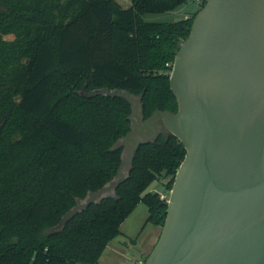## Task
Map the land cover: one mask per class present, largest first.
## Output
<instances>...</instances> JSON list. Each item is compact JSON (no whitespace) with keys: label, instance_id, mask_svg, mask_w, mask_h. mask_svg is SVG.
I'll use <instances>...</instances> for the list:
<instances>
[{"label":"trees","instance_id":"trees-1","mask_svg":"<svg viewBox=\"0 0 264 264\" xmlns=\"http://www.w3.org/2000/svg\"><path fill=\"white\" fill-rule=\"evenodd\" d=\"M129 1L0 0V264H97L139 201L146 221L163 225L167 201L146 189L164 176L168 191L185 155L169 131L140 142L114 195L54 229L78 200L116 177L131 127L125 97H85L83 85L127 90L142 118L177 109L166 63L197 11L149 21L145 13L189 0Z\"/></svg>","mask_w":264,"mask_h":264},{"label":"water","instance_id":"water-1","mask_svg":"<svg viewBox=\"0 0 264 264\" xmlns=\"http://www.w3.org/2000/svg\"><path fill=\"white\" fill-rule=\"evenodd\" d=\"M202 1L169 74L176 111L155 108L140 122L127 90L83 85L85 97H125L128 117L140 127L131 124L126 136L133 144L116 177L78 200L54 229L90 202L114 195L127 173L123 165L140 142L156 136L152 120L160 116L185 155L143 264H264V0Z\"/></svg>","mask_w":264,"mask_h":264},{"label":"crops","instance_id":"crops-1","mask_svg":"<svg viewBox=\"0 0 264 264\" xmlns=\"http://www.w3.org/2000/svg\"><path fill=\"white\" fill-rule=\"evenodd\" d=\"M147 215L146 204L139 201L121 222V232L108 241L97 264H140L161 230V226L146 221Z\"/></svg>","mask_w":264,"mask_h":264},{"label":"rangeland","instance_id":"rangeland-1","mask_svg":"<svg viewBox=\"0 0 264 264\" xmlns=\"http://www.w3.org/2000/svg\"><path fill=\"white\" fill-rule=\"evenodd\" d=\"M122 6H128L130 1L129 0H117ZM201 7V1L200 0H189L175 9L164 11V12H148L143 15L145 20L149 21H172V20H178L183 17L192 15L195 11H197ZM6 38H12L11 34L5 35ZM83 87V86H82ZM82 89V88H81ZM80 89V92H81ZM135 98V97H134ZM156 122L161 125L162 130L164 133H168V130L164 127L161 117L157 116ZM121 143L124 146V152L123 157L128 158L129 155V148L133 144V140L128 138L127 136L121 139ZM129 167L128 163H125L122 167V172L126 173L127 169ZM167 180V177L159 176L157 179L152 181L150 185L147 187L146 191H160L161 193L166 192L165 191V181ZM168 192V191H167ZM80 264V263H77Z\"/></svg>","mask_w":264,"mask_h":264},{"label":"flooded vegetation","instance_id":"flooded-vegetation-1","mask_svg":"<svg viewBox=\"0 0 264 264\" xmlns=\"http://www.w3.org/2000/svg\"><path fill=\"white\" fill-rule=\"evenodd\" d=\"M136 117H137L138 121H140V122H143L144 119H145V118H142L138 113H136ZM155 118H156V117H155ZM155 118L152 120V122H153V123L155 124V126H156V131H157L156 134H157L158 132H163V133H164V131L162 130L161 125L158 124V123L156 122V119H155ZM131 124H132V125H136L137 128L140 127L139 124H135V122H133V121H131ZM144 129H145L146 132L150 133V131H149L148 129H146L145 127H144ZM131 135H133V136H137V137H139V138H142L141 134L138 132L137 129H133V130L131 131Z\"/></svg>","mask_w":264,"mask_h":264},{"label":"built area","instance_id":"built-area-1","mask_svg":"<svg viewBox=\"0 0 264 264\" xmlns=\"http://www.w3.org/2000/svg\"><path fill=\"white\" fill-rule=\"evenodd\" d=\"M167 65H169L170 67L172 66V62L171 63H166ZM171 70V69H170ZM170 70H169V73H170ZM168 193H169V190H168V192L166 191V192H163V193H160V198H164V199H166V201H167V199H168ZM142 263V262H141ZM140 263V264H141ZM143 264V263H142Z\"/></svg>","mask_w":264,"mask_h":264}]
</instances>
